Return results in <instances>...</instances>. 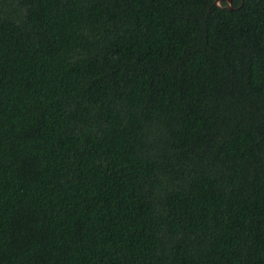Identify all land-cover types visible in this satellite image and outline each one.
Listing matches in <instances>:
<instances>
[{
  "label": "trees",
  "instance_id": "trees-1",
  "mask_svg": "<svg viewBox=\"0 0 264 264\" xmlns=\"http://www.w3.org/2000/svg\"><path fill=\"white\" fill-rule=\"evenodd\" d=\"M0 0V264H264V0Z\"/></svg>",
  "mask_w": 264,
  "mask_h": 264
},
{
  "label": "water",
  "instance_id": "water-1",
  "mask_svg": "<svg viewBox=\"0 0 264 264\" xmlns=\"http://www.w3.org/2000/svg\"><path fill=\"white\" fill-rule=\"evenodd\" d=\"M227 3H228V7L231 9L232 8V2H233V0H225ZM221 0H218L217 1V5H221Z\"/></svg>",
  "mask_w": 264,
  "mask_h": 264
}]
</instances>
